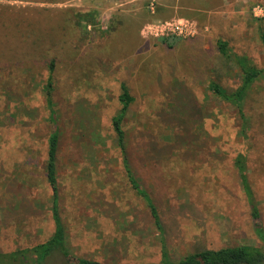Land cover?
<instances>
[{"label": "rangeland", "instance_id": "rangeland-1", "mask_svg": "<svg viewBox=\"0 0 264 264\" xmlns=\"http://www.w3.org/2000/svg\"><path fill=\"white\" fill-rule=\"evenodd\" d=\"M184 4L0 0V264L31 262L32 249L54 234L45 176L54 128L58 208L73 258L167 264L204 249L264 251V73L243 112L253 129L246 167L257 216L233 164L239 115L208 89L214 81L236 90L237 58L264 69V4L178 8ZM164 23H172L168 32ZM121 84L133 97L122 129L137 188L111 125ZM45 264L65 260L52 253Z\"/></svg>", "mask_w": 264, "mask_h": 264}, {"label": "trees", "instance_id": "trees-1", "mask_svg": "<svg viewBox=\"0 0 264 264\" xmlns=\"http://www.w3.org/2000/svg\"><path fill=\"white\" fill-rule=\"evenodd\" d=\"M165 42V40H163ZM264 42V41H263ZM217 50L223 55L227 56V44L224 41H216ZM236 63L240 72V85L233 92L229 93L224 90L219 84L214 81H210L208 84L209 91L222 101L232 105L241 121L240 136L242 138L241 147L234 159V166L238 175L239 182L244 192L247 203L251 208L253 216H257L258 210L253 201L252 191L249 185L247 177L246 167V155L250 151L252 144L249 135L251 130V124H249L246 116L244 115V106L247 99V94L251 90V87L257 82L258 78L264 73V69H258L252 66L247 59L240 57L236 59ZM53 61L48 65L50 73L54 70ZM47 78V104L49 107V116L51 123L55 124L56 119L54 111L52 110L51 104V74ZM121 93L118 97L120 108L116 115L111 119V125L116 135V142L121 154V161L124 171L128 176L129 183L134 188H137V183L132 177L130 163L127 156L125 133L122 129V122L126 111L133 101V97L129 94V91L125 84L120 86ZM264 128V125H263ZM261 128L259 131L264 133V129ZM256 131V135L259 133ZM59 146V134L56 128L49 134L48 147H47V158L45 162V176L47 183L51 189V217L54 224V234L52 237L43 245L36 246L32 249L34 253L31 262L24 260V257L18 260V264H45L46 258L52 253L59 254L64 260L65 264H105L94 260H82L73 258L67 249L65 232L60 218L58 201H59V190L57 183L56 173V154ZM153 216L155 217V224L159 228V222L153 209H151ZM21 251L15 252L13 255ZM26 252V251H25ZM14 263L17 262L16 258ZM167 264H264V251L258 247L250 245H238L233 247H225L220 249H204L198 252H194L187 256H184L178 260L170 261L168 259ZM155 264V263H149Z\"/></svg>", "mask_w": 264, "mask_h": 264}, {"label": "crops", "instance_id": "crops-1", "mask_svg": "<svg viewBox=\"0 0 264 264\" xmlns=\"http://www.w3.org/2000/svg\"><path fill=\"white\" fill-rule=\"evenodd\" d=\"M184 1H185V4L184 5H179V7H178L179 9H182L184 11H194L196 8H192V7H196L198 5L201 6L202 4L205 5V6H207V9H212L217 4H221L222 6H226V4L229 3L230 1H232L233 4H235L237 2V0H184ZM256 1L261 2V3L264 4V0H255V2ZM245 4H247V3H244L243 4V2H241L240 5H242V6H240V9H242V10L246 9L245 7H247V6H245ZM169 8H171V10H174V12H176L178 10V8H176V5L173 6V7L169 6ZM198 10H200V9H198ZM198 10H196V11H198ZM207 19H209V18L207 17ZM261 38L264 41V35ZM217 40L223 41L222 39H217ZM215 44H216V42H215ZM126 177H127V180H128V176H126ZM62 225H63V223H62ZM63 228H64V226H63ZM64 232H65V230H64Z\"/></svg>", "mask_w": 264, "mask_h": 264}, {"label": "built area", "instance_id": "built-area-1", "mask_svg": "<svg viewBox=\"0 0 264 264\" xmlns=\"http://www.w3.org/2000/svg\"><path fill=\"white\" fill-rule=\"evenodd\" d=\"M172 27V23H164V30L166 31V32H168L169 30L168 29H170ZM180 32V31H179Z\"/></svg>", "mask_w": 264, "mask_h": 264}]
</instances>
